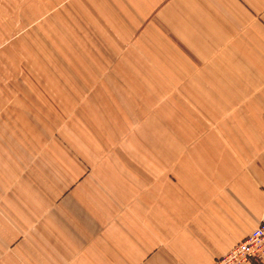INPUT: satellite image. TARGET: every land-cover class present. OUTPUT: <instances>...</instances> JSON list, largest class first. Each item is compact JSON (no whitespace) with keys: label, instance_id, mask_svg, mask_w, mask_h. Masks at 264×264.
I'll return each instance as SVG.
<instances>
[{"label":"crops","instance_id":"0c3cea01","mask_svg":"<svg viewBox=\"0 0 264 264\" xmlns=\"http://www.w3.org/2000/svg\"><path fill=\"white\" fill-rule=\"evenodd\" d=\"M0 3L14 27L60 25L78 45L66 49L102 36L117 81L132 84L81 109L99 142H68L78 155L0 186V264H213L263 222L264 0ZM132 36V49L116 44ZM170 111L190 115V137L174 126L186 142L151 140ZM140 121L141 134L106 142ZM200 129L228 137L191 142Z\"/></svg>","mask_w":264,"mask_h":264},{"label":"rangeland","instance_id":"374dc122","mask_svg":"<svg viewBox=\"0 0 264 264\" xmlns=\"http://www.w3.org/2000/svg\"><path fill=\"white\" fill-rule=\"evenodd\" d=\"M5 5L0 3V9ZM32 22L14 27L13 20L0 19V186L31 182V172L51 170L57 165L51 159L52 154L78 155L76 148L69 146L68 142L81 139L99 142L90 139L93 130L87 121L83 123V118L91 116L81 114V109L84 113L92 107L94 93L102 98L104 91L130 89L132 85L117 81L115 68L109 66V51L99 50V45L105 46L101 43L102 36L100 43H87L90 49H66L78 45L69 41L72 37L66 35L60 25L47 27L45 19ZM136 39L137 36H132L128 43L116 44L118 47L130 44L132 49L133 43L138 42ZM96 63L100 65L98 69ZM141 85L145 87V95L159 92L158 84ZM80 95L87 98H78ZM168 116L171 128L166 122L164 130H151V140L186 142L185 139L179 141L174 126L182 131V137H190V115L170 111L166 114ZM150 119L153 120L152 114ZM143 123L135 124L137 129L133 132H104L110 136L106 142H128L129 134H141L139 128ZM227 133L193 130L191 142H211L215 135L227 138ZM263 260L254 264H261Z\"/></svg>","mask_w":264,"mask_h":264},{"label":"built area","instance_id":"2783aa9c","mask_svg":"<svg viewBox=\"0 0 264 264\" xmlns=\"http://www.w3.org/2000/svg\"><path fill=\"white\" fill-rule=\"evenodd\" d=\"M264 259V221L213 264H254Z\"/></svg>","mask_w":264,"mask_h":264}]
</instances>
